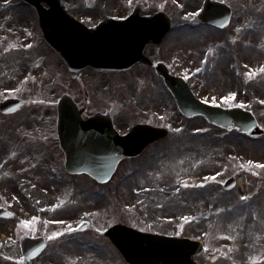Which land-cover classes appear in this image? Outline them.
I'll use <instances>...</instances> for the list:
<instances>
[{
    "label": "rangeland",
    "instance_id": "374dc122",
    "mask_svg": "<svg viewBox=\"0 0 264 264\" xmlns=\"http://www.w3.org/2000/svg\"><path fill=\"white\" fill-rule=\"evenodd\" d=\"M61 1L88 25L123 16L137 4L150 14L154 6L171 13L173 30L160 54L174 74L209 104L251 110L264 129V0H218L232 9L224 31L187 21L203 0H173L171 6L166 0H99L91 9H84V0ZM232 41L239 43L231 48ZM236 51L245 55L241 75L236 74ZM232 93V99H222ZM62 94L88 111L116 108L114 124L121 133L147 123L167 128L170 135L120 162L105 184L69 175L56 136V103ZM5 96L21 98L25 107L14 118L0 115V166L7 161L0 175V206L14 214L15 227L3 232L10 242L0 251V264H18L12 234H27L21 222L39 214L38 209L35 232L46 236L49 245L32 264H126L101 234L114 223L201 240L205 252L222 254L215 263L204 254L198 264H264V167L258 166L264 165V135L249 138L201 117L185 118L148 67L121 73L86 69L71 79L43 41L35 12L20 0H0V100ZM19 139L24 141L11 150ZM230 176L240 177L241 186L226 192L222 184ZM84 221L88 230L68 233Z\"/></svg>",
    "mask_w": 264,
    "mask_h": 264
},
{
    "label": "water",
    "instance_id": "95a60500",
    "mask_svg": "<svg viewBox=\"0 0 264 264\" xmlns=\"http://www.w3.org/2000/svg\"><path fill=\"white\" fill-rule=\"evenodd\" d=\"M26 1L36 8L46 41L62 56L72 76L86 66L123 70L133 63H139L143 47L155 37L151 32L139 33L138 29H155L154 19L106 22L95 29H87L71 18L58 0ZM40 2H45L50 9H43ZM205 13L204 20L216 25H223L221 18L226 23L229 17L227 7L210 0L205 2ZM159 28V37H162V33L167 30L166 23H159ZM157 71L185 116L202 115L208 122L227 128L232 120L242 132L259 133L250 113L239 108L223 110L206 105L193 96L182 79L170 75L162 66ZM17 105V101L7 100L0 108L3 110ZM57 131L66 156V170L72 174L85 172L99 182L111 176L120 159L139 155L148 144L167 135L164 129L138 125L121 137L110 121L100 114L91 120L82 121L75 106L66 97L58 106ZM231 186L232 181L225 184L226 188ZM105 234L129 264H195L192 256L201 251L200 244L189 239L141 234L119 225L110 228ZM26 244L23 241V250ZM207 258L216 260L213 255Z\"/></svg>",
    "mask_w": 264,
    "mask_h": 264
},
{
    "label": "flooded vegetation",
    "instance_id": "af4514ba",
    "mask_svg": "<svg viewBox=\"0 0 264 264\" xmlns=\"http://www.w3.org/2000/svg\"><path fill=\"white\" fill-rule=\"evenodd\" d=\"M93 2L91 1V5H94V4H92ZM154 12H158L159 11V9H160V7H158V6H154ZM206 26V28L207 29H210L211 28V30L210 31H213V29L214 28H212V27H210V26H207V25H205ZM209 27V28H208ZM214 30H216V29H214ZM239 33V31H237V34ZM233 44H236V43H233ZM230 47H232V45L230 44ZM149 49H151V53H156V54H160V51H161V46L159 47V48H154V47H150ZM171 51H169V53H170ZM244 57H245V55L243 54V53H241L240 54V60H243L244 59ZM236 60H238V62H239V59H236ZM240 63V62H239ZM147 65H148V67L153 71V67H152V65H153V63L152 62H150V63H147ZM24 140H26L25 138H24ZM24 140H21V139H19L18 140V145H20V143H21V141H24ZM38 140L40 141V138H38ZM40 158L42 157V156H39ZM28 204V203H27ZM31 204V203H30ZM30 204H28V205H30ZM35 208H37V206H35V205H33ZM27 208V206H26V204H25V206H24V209H26ZM35 216L37 217L36 219L34 218V216L33 217H30L29 219H28V221H29V223L27 224V225H25V228H27V230L30 232V234H35L34 232H35V230H36V227H38V225L40 224V223H37L36 221H38L39 220V215L38 214H35ZM32 222H36V224L35 225H33L32 226ZM4 224H7L5 221H3V220H0V231H2V229H4V226H6V225H4ZM3 225V226H2ZM31 227H32V229H31ZM15 240V239H14ZM7 244H9V240H6V241H3V242H1L0 241V250H4L8 245Z\"/></svg>",
    "mask_w": 264,
    "mask_h": 264
},
{
    "label": "snow or ice",
    "instance_id": "6c2138e0",
    "mask_svg": "<svg viewBox=\"0 0 264 264\" xmlns=\"http://www.w3.org/2000/svg\"><path fill=\"white\" fill-rule=\"evenodd\" d=\"M5 3H7V0H5ZM261 70L264 71V67H262ZM250 75H254V73H253V74H250ZM234 96H235V93H232V94H230L228 97H222V99H232ZM241 106H242V105H241ZM258 166H259V167H264V165H258ZM241 199H246V197H241ZM21 223L27 225V224L29 223V221H22ZM53 235H54V236H59L60 233H54Z\"/></svg>",
    "mask_w": 264,
    "mask_h": 264
}]
</instances>
